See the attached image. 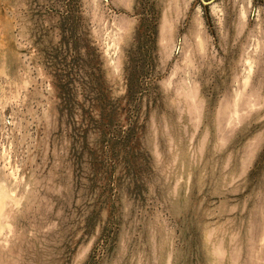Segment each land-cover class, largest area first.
<instances>
[{
  "label": "rangeland",
  "instance_id": "rangeland-1",
  "mask_svg": "<svg viewBox=\"0 0 264 264\" xmlns=\"http://www.w3.org/2000/svg\"><path fill=\"white\" fill-rule=\"evenodd\" d=\"M0 264H264V0H0Z\"/></svg>",
  "mask_w": 264,
  "mask_h": 264
}]
</instances>
